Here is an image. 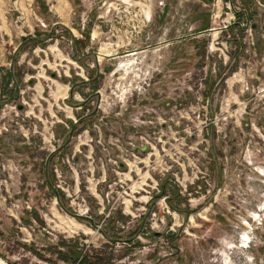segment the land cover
<instances>
[{
  "label": "rangeland",
  "instance_id": "374dc122",
  "mask_svg": "<svg viewBox=\"0 0 264 264\" xmlns=\"http://www.w3.org/2000/svg\"><path fill=\"white\" fill-rule=\"evenodd\" d=\"M7 3L0 264H264V0Z\"/></svg>",
  "mask_w": 264,
  "mask_h": 264
},
{
  "label": "crops",
  "instance_id": "0c3cea01",
  "mask_svg": "<svg viewBox=\"0 0 264 264\" xmlns=\"http://www.w3.org/2000/svg\"><path fill=\"white\" fill-rule=\"evenodd\" d=\"M35 2L37 4L36 7L40 11V17L42 19V22H45V20H49V21L52 20V23H54L55 22L54 19L56 20L58 19V21H60L59 24H62L67 27L68 25H71L70 12L74 9V0H35ZM7 5H8L7 0H0V11H6ZM63 13H68L69 24L63 22V20L67 21V18H64ZM7 23H8L7 20L4 19L1 20V26L9 27ZM12 37H13L12 34L11 35L7 34L6 37L4 36V39L9 42H12Z\"/></svg>",
  "mask_w": 264,
  "mask_h": 264
},
{
  "label": "trees",
  "instance_id": "16d2710c",
  "mask_svg": "<svg viewBox=\"0 0 264 264\" xmlns=\"http://www.w3.org/2000/svg\"><path fill=\"white\" fill-rule=\"evenodd\" d=\"M98 259H101V258H98ZM88 262H89V260L87 259V257H85V259L80 264H87ZM96 263L97 262H95L94 264H96Z\"/></svg>",
  "mask_w": 264,
  "mask_h": 264
},
{
  "label": "water",
  "instance_id": "95a60500",
  "mask_svg": "<svg viewBox=\"0 0 264 264\" xmlns=\"http://www.w3.org/2000/svg\"><path fill=\"white\" fill-rule=\"evenodd\" d=\"M71 138H72V134L70 135V139H71ZM70 139H69V141H70ZM69 141H68V142H69ZM68 142H67V143H68Z\"/></svg>",
  "mask_w": 264,
  "mask_h": 264
},
{
  "label": "bare ground",
  "instance_id": "6f19581e",
  "mask_svg": "<svg viewBox=\"0 0 264 264\" xmlns=\"http://www.w3.org/2000/svg\"><path fill=\"white\" fill-rule=\"evenodd\" d=\"M99 59V58H98ZM247 239V238H246Z\"/></svg>",
  "mask_w": 264,
  "mask_h": 264
}]
</instances>
